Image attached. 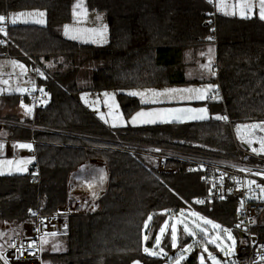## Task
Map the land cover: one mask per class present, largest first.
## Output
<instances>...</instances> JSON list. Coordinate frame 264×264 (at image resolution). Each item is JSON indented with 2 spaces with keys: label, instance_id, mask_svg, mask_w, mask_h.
Returning <instances> with one entry per match:
<instances>
[{
  "label": "trees",
  "instance_id": "obj_1",
  "mask_svg": "<svg viewBox=\"0 0 264 264\" xmlns=\"http://www.w3.org/2000/svg\"><path fill=\"white\" fill-rule=\"evenodd\" d=\"M85 1L88 11L101 13L107 20L105 44L63 35V26L73 19L76 0H0V15L33 9L45 12L44 24L10 23L8 44L0 31V52L8 50L29 65L38 58L44 73L40 83L49 96L34 121L30 117L20 121L14 114L2 116V110L19 97L0 96V130L8 137H34L40 166L39 182L32 180L30 172L0 175V233L7 228L20 230L33 209L53 212L68 199L71 172L84 162L96 161L107 166V187L91 208L70 217L69 231L57 234L58 250H45L42 241L43 264H167L195 240L183 226L177 232V246L171 230L159 238L169 215L182 208L216 222L221 229L230 228L241 245L244 235L235 228L236 194L195 203L204 190L199 173L157 174L148 159L119 148L126 144L173 147L237 159L232 128L216 117L226 114L233 125L264 122V20L216 14L208 0ZM214 33L219 78L213 75L209 80L219 82L223 95L222 101L207 102L215 117L111 127L81 100L82 92L199 82L187 77L191 63L187 55H194L192 62L200 59ZM118 99L126 117L143 106L137 97L122 92ZM254 231L264 239V212ZM198 239L196 243L214 248L206 234L201 232ZM198 248L180 264H200Z\"/></svg>",
  "mask_w": 264,
  "mask_h": 264
},
{
  "label": "built area",
  "instance_id": "obj_2",
  "mask_svg": "<svg viewBox=\"0 0 264 264\" xmlns=\"http://www.w3.org/2000/svg\"><path fill=\"white\" fill-rule=\"evenodd\" d=\"M214 7L216 0H208ZM1 32L5 34L3 43H9V14L3 15ZM211 42L217 45L216 34L211 35ZM0 57L12 58L8 50L0 52ZM15 58V57H14ZM212 75L219 78V64L211 65ZM30 82L26 84L25 96L31 107L30 118L35 120L37 109L49 99L47 89L41 85L44 75L38 58H33L29 67ZM216 90L207 98V102L222 101L223 95L216 82ZM224 122L232 128L233 122L227 115ZM31 126L34 128V123ZM235 145L239 152L237 159L216 157L208 152H192L173 147L139 146L126 144L119 149L139 155L151 162L157 174L174 175L180 171L199 173L204 190L194 199L195 203L206 204L223 199L225 194H236L239 204L236 210L235 228L244 235L242 254L236 255L229 264H264V239L254 231L256 221L264 212V165L252 160L264 162V156L252 153L250 147L242 144L235 136ZM7 158L25 157L29 159L28 172L32 180L40 181V166L36 146L38 141L19 139L8 136L0 137ZM18 143H30L32 148H18ZM97 199L82 198L59 204L51 213H42L33 209L25 219L20 230L8 237H0V264H43L42 241L47 234H65L70 228V217L86 212ZM175 215V212H172Z\"/></svg>",
  "mask_w": 264,
  "mask_h": 264
},
{
  "label": "crops",
  "instance_id": "obj_3",
  "mask_svg": "<svg viewBox=\"0 0 264 264\" xmlns=\"http://www.w3.org/2000/svg\"><path fill=\"white\" fill-rule=\"evenodd\" d=\"M75 10H81V7H76ZM214 11L216 14L227 16H238L242 18L258 16L261 18V3L260 0H216ZM78 14H75L73 11L72 21L63 26V35L69 39L84 43L105 44L109 39V26L105 16L96 11H88V14L83 17L78 16ZM85 17L88 20H85ZM11 21L10 19V23ZM207 45V49L204 52H200V59H194L192 62L194 55L192 53H188L187 55L188 61L190 62L191 60L190 65L187 67V77L192 80L198 79L199 82L197 83L191 82L162 87L128 88L122 91L105 90L94 93L82 92L80 94L81 100L101 120L111 127H124L129 124L137 126L170 121L179 122L170 119L176 111H170L169 106H178L185 103H203L209 108L207 98L217 88L216 82L209 80L213 76L211 73V65L216 61L217 48L213 42ZM29 67V63L25 60L14 57H0V96L16 94L19 97L18 102L13 105H7L4 109L7 112H11L9 114L17 116L20 121L27 120L31 115V107L24 93L26 84L31 80ZM120 92L137 97L143 106L130 117H126L118 99ZM131 93H136V95H132ZM141 112L145 113V115L137 116V113ZM133 117H136L135 121H133ZM3 136H6L5 131L1 129L0 137ZM17 145L18 148H26L21 147V145L32 146L30 143H18ZM8 161H11V163H8ZM29 162V159L25 157H5L4 145L0 141V175L26 174L28 173ZM91 162H84L74 169L70 176L75 170H79L82 166L91 164ZM76 179L78 181L77 188H74L69 180V197L73 199L93 196L96 193V189L103 187V190H105L107 187L103 181L98 182L101 180L95 178L94 173H91V176L87 177V179L83 174H80ZM228 229L232 232L230 228Z\"/></svg>",
  "mask_w": 264,
  "mask_h": 264
},
{
  "label": "rangeland",
  "instance_id": "obj_4",
  "mask_svg": "<svg viewBox=\"0 0 264 264\" xmlns=\"http://www.w3.org/2000/svg\"><path fill=\"white\" fill-rule=\"evenodd\" d=\"M76 7H81V10H75ZM83 9V10H82ZM80 11V12H79ZM74 12L78 16H85L88 14L85 0H76L74 5ZM40 13L44 15L41 16ZM87 17V16H86ZM85 17V20L88 18ZM9 18L16 19L17 22L22 23H37L38 20H43L46 22V14L43 10H23L20 12L10 13ZM175 107V108H172ZM177 107V108H176ZM169 110L176 111L173 113L171 120H177L179 122H197V121H207L215 117L209 110L208 106L203 103H185L178 106H169ZM203 110V111H202ZM15 112V111H14ZM11 112H7L6 109H3L1 112L2 116H6ZM16 113V112H15ZM227 115H220V117H226ZM203 117V118H201ZM169 119V120H170ZM223 121L224 119L221 118ZM4 121V120H2ZM173 122V121H170ZM257 125V127H252ZM233 135L242 143L250 147L252 153L260 156H264V122H254V123H240L232 126ZM31 149V147H26ZM255 164H262L261 161L252 160ZM264 165V164H263ZM91 173L95 174V178H98L99 183L103 181L104 185L108 183V169L107 166L102 162L92 161L91 164L82 166L81 169L75 170L70 176L69 180L71 185L74 188H77V179L79 175L83 174L87 177L91 176ZM86 174V175H85ZM104 188L100 187L95 190V195L84 198H94L97 199L102 194ZM82 199V198H80ZM76 200L68 196V201ZM150 220L147 221V226L149 225ZM183 226L187 231H189L195 238L192 245L185 248L184 251H180L176 260L167 262V264H180L184 258H187L189 254L193 251V248L196 245H199L200 249V264H229L234 258V254L237 251L239 239L238 237L231 232L228 228L221 229L220 225L216 222L207 219L201 214L191 210L182 208L177 212V215H169L166 223L161 227L159 238L163 236L164 233L169 230L172 231L175 228V246H177V232L179 227ZM218 226V227H217ZM163 230V231H162ZM15 232V229L7 228L5 231L0 233V237H8ZM202 233L206 234L208 242L214 245L212 248L206 242H197L199 241L198 236ZM44 249L45 250H58L59 247V236L53 233L47 234L44 239ZM196 243V244H195ZM1 248V245H0ZM43 249V247H42ZM203 258V259H201ZM133 264H141L140 262H134Z\"/></svg>",
  "mask_w": 264,
  "mask_h": 264
},
{
  "label": "snow or ice",
  "instance_id": "obj_5",
  "mask_svg": "<svg viewBox=\"0 0 264 264\" xmlns=\"http://www.w3.org/2000/svg\"><path fill=\"white\" fill-rule=\"evenodd\" d=\"M260 3H261V18L264 19V0H260ZM40 15L43 16L44 14L40 13ZM4 20H5V16L0 15V22H3ZM16 22H17L16 19H12V21H11V23H13V24H15ZM36 22L37 23H44L43 20H38ZM2 30L3 29H0V31H2ZM66 32H67V26H66ZM73 38H75V37H73ZM173 91H175V90H173ZM196 91H200V90H196ZM131 94L136 95V93H131ZM143 115H145V113H143V112L137 113V116H143ZM201 118H203V117H201ZM216 118L217 119H221V118L227 119V117H216ZM135 119H136V117H133V121H135ZM252 127L255 128V127H257V125H253ZM21 147H31V146L30 145H21ZM8 163H11V161H8ZM149 219H151V218H149ZM53 235H55V234L53 233ZM146 239H147V237H146ZM173 241H175V228H173ZM145 251L148 252L149 250L146 248ZM201 259H203V258H201Z\"/></svg>",
  "mask_w": 264,
  "mask_h": 264
},
{
  "label": "water",
  "instance_id": "obj_6",
  "mask_svg": "<svg viewBox=\"0 0 264 264\" xmlns=\"http://www.w3.org/2000/svg\"><path fill=\"white\" fill-rule=\"evenodd\" d=\"M243 247H244V244L242 243L237 249V255H241L242 254V248Z\"/></svg>",
  "mask_w": 264,
  "mask_h": 264
}]
</instances>
